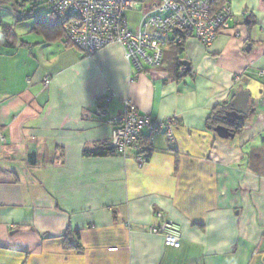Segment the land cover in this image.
Returning <instances> with one entry per match:
<instances>
[{"label":"crops","instance_id":"obj_1","mask_svg":"<svg viewBox=\"0 0 264 264\" xmlns=\"http://www.w3.org/2000/svg\"><path fill=\"white\" fill-rule=\"evenodd\" d=\"M225 1L230 16L210 44L188 37L177 54L170 34L161 66L132 80L119 43L87 56L32 19L13 24V47L0 30V264H264V0ZM145 8L127 13L132 28ZM107 90L111 114L129 100L157 120L175 116L173 144L157 132L141 164L132 148L85 155L110 142L95 115ZM240 91L249 112L227 122ZM202 93L204 111L174 103ZM160 219L180 225L179 247L149 232ZM201 233L227 247L196 250Z\"/></svg>","mask_w":264,"mask_h":264},{"label":"built area","instance_id":"obj_2","mask_svg":"<svg viewBox=\"0 0 264 264\" xmlns=\"http://www.w3.org/2000/svg\"><path fill=\"white\" fill-rule=\"evenodd\" d=\"M140 2L147 8L143 9L138 25L132 28L127 13ZM46 5L62 25L66 40L85 55L110 43H119L131 68V80L146 68L161 66L170 34L177 42L193 37L208 45L224 29L230 16V6L225 0L218 3L216 0H47ZM48 83L49 79L45 78L44 84ZM112 99V91L107 90L95 108V115L98 122L110 125V144L118 154L124 155L127 148H132L137 163H143V150L152 145L159 131L173 144L175 116L157 120L139 112L129 100L124 101L119 112L111 114L108 106ZM149 232L161 234L167 246L177 248L181 244V227L172 220L160 219L149 227Z\"/></svg>","mask_w":264,"mask_h":264},{"label":"trees","instance_id":"obj_3","mask_svg":"<svg viewBox=\"0 0 264 264\" xmlns=\"http://www.w3.org/2000/svg\"><path fill=\"white\" fill-rule=\"evenodd\" d=\"M222 0H216V3ZM43 5H42V4ZM47 0H32L30 2H26V0H0V6L5 5L10 8V10L17 14L16 21H23L26 19L34 20V30L37 32L46 33L48 30H57L59 34L63 35L65 42L72 45L68 40H66L62 25L57 21L54 14L47 8ZM28 7V9L26 8ZM45 7L46 10L41 11V8ZM38 13V14H36ZM45 16H50V20L45 19ZM48 18V17H47ZM0 30L2 32V37L4 40V45L6 47H13L17 43L16 34L13 29V24H6L0 21ZM58 34V35H59ZM183 41L175 43L176 45V52L179 54L182 50ZM164 59V58H163ZM179 57H175L172 64L174 65L175 69L177 70L179 67ZM153 149V145H150L147 149L143 150L144 159L146 160L149 155L151 154ZM84 154L87 156H106L112 154H118L115 148L109 143H102L100 145H96L91 149H86ZM144 160V161H145Z\"/></svg>","mask_w":264,"mask_h":264},{"label":"clouds","instance_id":"obj_4","mask_svg":"<svg viewBox=\"0 0 264 264\" xmlns=\"http://www.w3.org/2000/svg\"><path fill=\"white\" fill-rule=\"evenodd\" d=\"M258 87V85H257ZM201 89H203V86H201ZM253 93L256 92V87L252 88ZM203 102V93L201 96H196L193 94L190 98L187 95L180 96L178 97L174 103H179L183 105V110L185 111H204L203 108L198 107ZM156 107L160 111L161 115L168 113L171 111V104L168 105H161L157 104ZM152 187L155 188H160L161 185L159 183H153ZM138 189L136 187H130V191L134 192L137 191ZM170 190V189H168ZM204 234L201 233V238H196L191 241V245L196 249V250H206L210 248H217L218 250L222 251L227 245L225 243H209L206 240H203ZM231 264H236L235 258L232 259Z\"/></svg>","mask_w":264,"mask_h":264},{"label":"water","instance_id":"obj_5","mask_svg":"<svg viewBox=\"0 0 264 264\" xmlns=\"http://www.w3.org/2000/svg\"><path fill=\"white\" fill-rule=\"evenodd\" d=\"M181 64L184 67V72L189 71V63L186 60H182ZM249 112L248 104V92L240 91L235 97L231 100L229 110L224 112V119L226 118L227 122L234 123L238 120H241L242 117ZM214 131L221 138L233 137V130L230 129L227 125L218 124L214 127Z\"/></svg>","mask_w":264,"mask_h":264},{"label":"rangeland","instance_id":"obj_6","mask_svg":"<svg viewBox=\"0 0 264 264\" xmlns=\"http://www.w3.org/2000/svg\"><path fill=\"white\" fill-rule=\"evenodd\" d=\"M30 1H32V0H26V2H30ZM26 8L28 9V7H26ZM0 21L2 23H6V24H14L15 23V16H14L13 12L10 10L9 7H7L5 5L0 6Z\"/></svg>","mask_w":264,"mask_h":264}]
</instances>
